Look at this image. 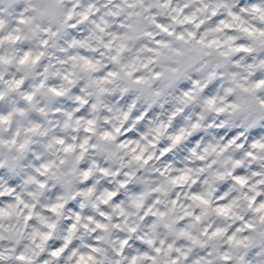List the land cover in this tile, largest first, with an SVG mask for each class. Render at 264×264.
I'll return each instance as SVG.
<instances>
[{
	"label": "clouds",
	"instance_id": "obj_1",
	"mask_svg": "<svg viewBox=\"0 0 264 264\" xmlns=\"http://www.w3.org/2000/svg\"><path fill=\"white\" fill-rule=\"evenodd\" d=\"M0 264H264V0H0Z\"/></svg>",
	"mask_w": 264,
	"mask_h": 264
}]
</instances>
